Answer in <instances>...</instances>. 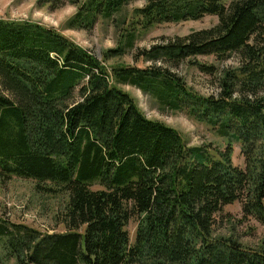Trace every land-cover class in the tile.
<instances>
[{"label": "trees", "instance_id": "1", "mask_svg": "<svg viewBox=\"0 0 264 264\" xmlns=\"http://www.w3.org/2000/svg\"><path fill=\"white\" fill-rule=\"evenodd\" d=\"M134 1L38 0L75 5L66 27L88 31ZM206 15L217 23L140 52L154 64L112 73L54 28L0 19V179H34L38 189L68 196L57 215L63 232L0 218V264H264V236L252 247L233 232L217 233L236 201L264 226V0H145L121 22L124 43L105 56L134 49L139 27ZM198 55L238 56L220 73L218 95H201L157 65ZM117 84L209 124L228 144L189 145ZM233 140L244 167L233 162Z\"/></svg>", "mask_w": 264, "mask_h": 264}, {"label": "rangeland", "instance_id": "2", "mask_svg": "<svg viewBox=\"0 0 264 264\" xmlns=\"http://www.w3.org/2000/svg\"><path fill=\"white\" fill-rule=\"evenodd\" d=\"M145 0H136L125 6L115 15L117 20L100 19L96 26L88 31L84 29H68L67 20L77 11V7L66 3L59 8H52L49 4H39L38 0H0V19L27 21L54 28L78 45L95 54L112 73L114 67L120 65H135L145 67L154 64V60H145L140 52L155 45H165L177 36H185L193 31L205 29L217 23L218 17L206 15L199 20L182 22H165L150 29L138 28L139 37L134 49L125 54L106 58L109 49L117 48L124 43L123 19L131 18L132 10L142 6ZM193 63L213 64L217 67L216 73H206ZM185 59L179 64H173L163 58L157 65L171 70L182 77L186 84L204 96L218 95L220 91L219 75L223 70L238 64V56L225 61H218L215 55H198ZM113 83V78L111 77ZM128 92L136 101L146 117L159 120L177 129L189 145H209L211 148L223 149L228 139L220 136L209 124L196 120L185 112L163 109L148 93L138 87L117 84ZM233 162L244 167V157L239 142L233 140ZM49 185V184H46ZM97 188V187H95ZM68 201L64 192H49L36 187L34 179L12 176L10 179H0V218L10 223H23L35 227L42 232H63L64 224L59 222L57 215H61ZM137 222L132 220L128 230L131 238L135 236ZM11 229V228H10ZM243 242L244 245L256 246L264 236V226L256 219L244 217L242 204L239 201L227 205L218 219L217 233H230ZM0 254L3 251L0 250ZM3 264H16L14 260Z\"/></svg>", "mask_w": 264, "mask_h": 264}]
</instances>
